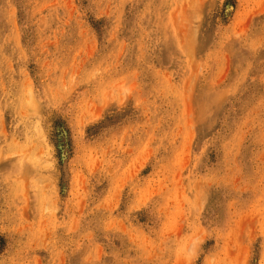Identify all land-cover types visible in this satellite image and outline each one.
I'll return each mask as SVG.
<instances>
[{"label":"rangeland","instance_id":"rangeland-1","mask_svg":"<svg viewBox=\"0 0 264 264\" xmlns=\"http://www.w3.org/2000/svg\"><path fill=\"white\" fill-rule=\"evenodd\" d=\"M0 264H264V0H0Z\"/></svg>","mask_w":264,"mask_h":264}]
</instances>
